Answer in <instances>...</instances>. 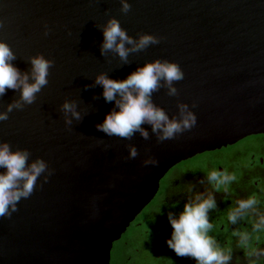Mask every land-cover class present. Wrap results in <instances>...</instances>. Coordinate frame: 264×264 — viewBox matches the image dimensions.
Here are the masks:
<instances>
[{
  "label": "water",
  "instance_id": "95a60500",
  "mask_svg": "<svg viewBox=\"0 0 264 264\" xmlns=\"http://www.w3.org/2000/svg\"><path fill=\"white\" fill-rule=\"evenodd\" d=\"M124 2L127 12L122 0H0V41L12 64L31 83L32 58L51 61L31 104L19 89L0 95V143L26 150L29 166L46 164L31 195L0 217V264H110L114 242L173 166L264 133V0ZM113 19L134 42H157L139 50L126 43V60L102 53ZM155 61L177 64L183 78L173 81L175 95L162 80L152 103L177 121L186 105L195 123L165 140L148 123L147 138L99 131L115 104L105 102L97 76L123 80Z\"/></svg>",
  "mask_w": 264,
  "mask_h": 264
},
{
  "label": "clouds",
  "instance_id": "9594fccd",
  "mask_svg": "<svg viewBox=\"0 0 264 264\" xmlns=\"http://www.w3.org/2000/svg\"><path fill=\"white\" fill-rule=\"evenodd\" d=\"M123 11L129 10V5L122 0ZM104 42L102 53L113 50L126 60L129 49L125 44H134L132 50L143 49L150 43H156V39L150 35L140 37L138 42L127 36L118 21L110 20L103 29ZM15 55L10 47L0 41V95L7 89H19L21 100L31 104L35 99V94L47 84L48 70L51 61L43 56L33 57L31 60L32 72L30 77L26 73H21L12 61ZM183 78V72L175 63L167 61H155L148 63L137 71L131 73L126 79L114 80L106 74H100L96 78V85L103 89L105 102H114L115 107L106 114L102 123L97 125L99 131L111 136L116 135L123 138L131 137L139 131L147 138L148 133L141 127L148 123L154 132H158L160 140L171 139L176 133L189 128L195 123V116L187 111V106H181L182 119L177 121L169 119L168 115L151 101V94L157 90L163 80L169 87V94L175 95L176 89L172 87L173 81ZM13 107L19 108L22 105L17 102L10 105L8 111ZM74 105L65 103L66 111H73ZM73 115L79 117L73 111ZM7 119V113H0V121ZM136 150H131V155L135 157ZM29 153L26 150L12 151L7 143H0V217L10 215L9 209L15 210V206L21 198L31 195L37 178L46 169V164L42 160L28 165ZM209 180L217 182V186L226 183L231 177L219 172H211ZM256 203L255 199L240 201L238 209L231 213L229 219L235 223L237 213L241 210L251 208ZM215 207V200L211 194L203 197L197 194L192 200L185 204L183 211L174 216L169 214L168 219L173 229L170 238L167 240L168 246L179 256H188L197 261V264H226L230 256L225 255L219 249L214 239L208 235L212 225L208 220V211ZM264 223V220H262Z\"/></svg>",
  "mask_w": 264,
  "mask_h": 264
},
{
  "label": "flooded vegetation",
  "instance_id": "af4514ba",
  "mask_svg": "<svg viewBox=\"0 0 264 264\" xmlns=\"http://www.w3.org/2000/svg\"><path fill=\"white\" fill-rule=\"evenodd\" d=\"M231 177L217 186L211 172ZM197 194H211L215 207L209 209L212 225L208 235L225 255L226 264H264V133L244 137L234 144L206 151L173 166L161 179L153 200L130 224L111 249L110 264H197L179 256L167 240L173 229L168 216H178ZM256 203L229 216L240 201Z\"/></svg>",
  "mask_w": 264,
  "mask_h": 264
}]
</instances>
